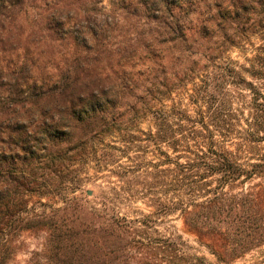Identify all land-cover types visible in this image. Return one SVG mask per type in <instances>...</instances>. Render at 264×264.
I'll return each instance as SVG.
<instances>
[{"label": "trees", "instance_id": "1", "mask_svg": "<svg viewBox=\"0 0 264 264\" xmlns=\"http://www.w3.org/2000/svg\"><path fill=\"white\" fill-rule=\"evenodd\" d=\"M103 2L0 0L1 33L36 29L27 54H73L59 75L0 78V104L41 102L32 130L0 120V264L23 232L45 235L34 264H233L264 247V0ZM86 168L106 184L88 200ZM50 196L62 207L23 216ZM166 217L214 260L161 235Z\"/></svg>", "mask_w": 264, "mask_h": 264}, {"label": "rangeland", "instance_id": "2", "mask_svg": "<svg viewBox=\"0 0 264 264\" xmlns=\"http://www.w3.org/2000/svg\"><path fill=\"white\" fill-rule=\"evenodd\" d=\"M102 5L107 8L108 7L107 0H104ZM32 27L33 26L30 25L27 21L19 20L10 24L6 23L5 31H3V33L0 32V39L5 40V38L7 37L13 38L14 41L17 43L16 46H18L17 50H9L8 52H4V53L1 52L0 50V78L6 79L7 83L9 79H13L17 76H20V74L23 75V77L26 76L32 77L33 73L39 74L40 72H42V70L47 71V73H53V74L56 73V75H59L55 71H57V69L59 70L64 69L66 67L64 65V62L66 61L65 59H72L73 57L72 56L73 54L68 48L67 50L61 48V50H64V53L66 52V55H63L62 57L60 55H54L56 54V52L59 51V49L57 47L54 48V50H52L49 47L47 41H46L47 45L43 46L44 58L42 57L40 58L36 56L37 53L27 54L28 47H26L27 46L26 39L32 30L36 32V29L35 28L32 29ZM116 42L117 41H115V43ZM3 46L4 44H0V49ZM6 50H8V46L6 47ZM112 50H114V46L110 45L106 51H102L103 53L101 54V56L103 57L102 65L108 63L109 60L107 59L111 57L110 55H112ZM51 52L53 53V55ZM229 55L234 60L240 59L239 56L240 54L235 50L230 52ZM112 63L113 66L115 67L116 59L114 60V62L112 61ZM132 65L135 67L136 70L139 68V64L136 61H134L133 64L129 63L127 65H124L123 68L128 69ZM29 83H31V80ZM23 89L25 91V87ZM2 95L5 98L7 97L6 93H3ZM5 98H4L5 101L4 104H0V107L2 108V110L0 111V120L3 121V119L5 118L7 119V121L10 122L9 124L12 125L11 127H15V126L20 127L26 125L28 128L32 130L35 124L30 125L29 123L32 119H38L37 112H39L41 109V106L39 105L41 104V102H38L37 105L33 106L28 102L26 103L21 102L23 99L22 97L19 99L13 96L11 97L17 100H11V98H6V99ZM47 105L49 108L50 107L53 108L57 106L56 103H49ZM26 111H30L31 114L26 113ZM141 127L145 129L146 125H142ZM8 135L10 136L12 135V137H15L16 133L10 131L8 132ZM0 147L5 149L8 147V143L4 145L0 144ZM19 164L20 162H16V165ZM41 173L38 171L36 178L38 182L42 183L43 180H45L44 173H46V171L45 170L41 171ZM92 175H93V171L91 169L86 168L81 172L80 177H82L83 179V182H81L82 194L75 193L76 195L77 194L79 195V199L81 198L84 200L90 199L86 195H84L85 191H90V190L97 191V188L105 187L106 184L100 176H98L100 178L94 179L95 180L94 181L92 179L93 178ZM0 188H1V180H0ZM56 199L57 198L52 199L51 196L48 198L43 197L40 198L39 200L37 198L29 199L23 216L28 217L32 215V213H36V214L51 213V211H54L57 208L62 207L61 202L57 201ZM38 201L42 203L41 206L37 204ZM135 206L145 213V209L140 203H137ZM156 228L161 235H164L166 237H169L171 235L180 236L182 240L188 244L190 253L196 254L198 256H204L210 262L214 260L212 256H210L203 248L199 247L195 243L194 238L191 235L186 233L185 229L183 228L182 222L178 217L163 218L157 223ZM44 241H45V235L43 232H39V233L23 232L17 235L14 238V242H13V248L15 253L13 258H11L8 264H34L35 259L38 258L35 257L34 254L41 253L44 247ZM41 261L43 260L41 259ZM233 264H264V247H261L257 250L250 252L244 257L238 259Z\"/></svg>", "mask_w": 264, "mask_h": 264}]
</instances>
